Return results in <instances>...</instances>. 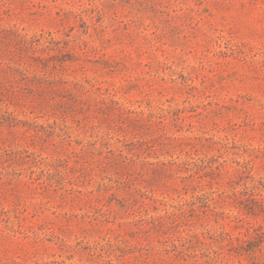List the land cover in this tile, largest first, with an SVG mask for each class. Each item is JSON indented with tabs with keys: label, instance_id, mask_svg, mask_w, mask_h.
Wrapping results in <instances>:
<instances>
[{
	"label": "rangeland",
	"instance_id": "rangeland-1",
	"mask_svg": "<svg viewBox=\"0 0 264 264\" xmlns=\"http://www.w3.org/2000/svg\"><path fill=\"white\" fill-rule=\"evenodd\" d=\"M0 264H264V0H0Z\"/></svg>",
	"mask_w": 264,
	"mask_h": 264
}]
</instances>
